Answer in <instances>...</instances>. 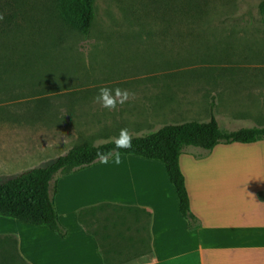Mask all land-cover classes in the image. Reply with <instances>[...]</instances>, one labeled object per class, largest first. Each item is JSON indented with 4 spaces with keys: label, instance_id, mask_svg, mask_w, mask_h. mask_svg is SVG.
I'll use <instances>...</instances> for the list:
<instances>
[{
    "label": "rangeland",
    "instance_id": "1",
    "mask_svg": "<svg viewBox=\"0 0 264 264\" xmlns=\"http://www.w3.org/2000/svg\"><path fill=\"white\" fill-rule=\"evenodd\" d=\"M262 1L96 0L84 35L59 0H0V182L75 146L114 142L122 128L138 138L208 122L212 107L224 132L263 127L253 111L264 107ZM104 87L131 95L105 109L93 99ZM140 217L104 206L84 216L112 245L106 230L125 236Z\"/></svg>",
    "mask_w": 264,
    "mask_h": 264
},
{
    "label": "crops",
    "instance_id": "2",
    "mask_svg": "<svg viewBox=\"0 0 264 264\" xmlns=\"http://www.w3.org/2000/svg\"><path fill=\"white\" fill-rule=\"evenodd\" d=\"M121 159L119 166L109 161L58 178L55 202L65 238L0 217V264H264V141L183 152L180 167L200 220L195 230L180 213L163 163ZM102 206L136 212L146 223L134 220L125 236L109 227L103 238L112 245L86 229L87 213L80 218L82 210Z\"/></svg>",
    "mask_w": 264,
    "mask_h": 264
},
{
    "label": "trees",
    "instance_id": "3",
    "mask_svg": "<svg viewBox=\"0 0 264 264\" xmlns=\"http://www.w3.org/2000/svg\"><path fill=\"white\" fill-rule=\"evenodd\" d=\"M95 2L96 0H59V6L65 21L82 34L88 35L95 21ZM259 11L264 17V0ZM261 141H264V127L222 131L213 115L212 107L208 122L189 121L166 125L147 136L132 138V148L120 151L121 155H134L164 164L178 196L180 213L188 222V228L195 230L200 227V220L191 211L186 179L180 167L184 149L194 147L210 154L220 145L252 144ZM114 147V142L100 146L78 145L46 167L29 169L14 178L0 182V217L46 227L65 238L68 230L60 220L55 202L58 182L56 177H66L100 164L96 158L97 151L107 153ZM98 208L82 210L80 218Z\"/></svg>",
    "mask_w": 264,
    "mask_h": 264
},
{
    "label": "clouds",
    "instance_id": "4",
    "mask_svg": "<svg viewBox=\"0 0 264 264\" xmlns=\"http://www.w3.org/2000/svg\"><path fill=\"white\" fill-rule=\"evenodd\" d=\"M131 94L125 89L122 90L119 87L116 88H100L98 94L93 98L95 103H98L102 108L115 109L117 105H123L129 99ZM115 147L107 152L103 153L97 151L96 158L102 164H108L109 161L113 165L119 166L122 163L121 149L128 150L132 148V137L130 136L127 128L120 129L119 135L113 137Z\"/></svg>",
    "mask_w": 264,
    "mask_h": 264
}]
</instances>
